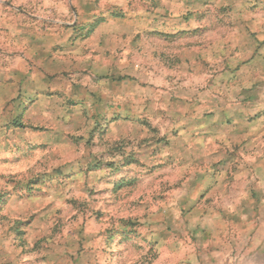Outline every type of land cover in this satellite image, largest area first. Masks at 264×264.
Instances as JSON below:
<instances>
[{
	"label": "rangeland",
	"instance_id": "374dc122",
	"mask_svg": "<svg viewBox=\"0 0 264 264\" xmlns=\"http://www.w3.org/2000/svg\"><path fill=\"white\" fill-rule=\"evenodd\" d=\"M0 264H264V0H0Z\"/></svg>",
	"mask_w": 264,
	"mask_h": 264
}]
</instances>
